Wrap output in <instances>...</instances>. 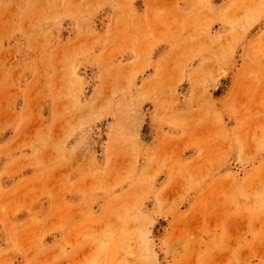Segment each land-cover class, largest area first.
I'll list each match as a JSON object with an SVG mask.
<instances>
[{"label":"rangeland","instance_id":"374dc122","mask_svg":"<svg viewBox=\"0 0 264 264\" xmlns=\"http://www.w3.org/2000/svg\"><path fill=\"white\" fill-rule=\"evenodd\" d=\"M0 264H264V0H0Z\"/></svg>","mask_w":264,"mask_h":264},{"label":"bare ground","instance_id":"6f19581e","mask_svg":"<svg viewBox=\"0 0 264 264\" xmlns=\"http://www.w3.org/2000/svg\"><path fill=\"white\" fill-rule=\"evenodd\" d=\"M52 141V140H51Z\"/></svg>","mask_w":264,"mask_h":264}]
</instances>
